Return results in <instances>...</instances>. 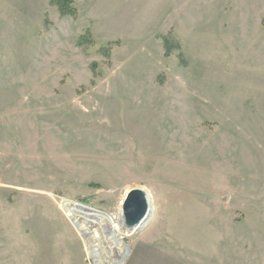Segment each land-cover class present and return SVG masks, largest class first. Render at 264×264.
Returning <instances> with one entry per match:
<instances>
[{
    "label": "rangeland",
    "instance_id": "374dc122",
    "mask_svg": "<svg viewBox=\"0 0 264 264\" xmlns=\"http://www.w3.org/2000/svg\"><path fill=\"white\" fill-rule=\"evenodd\" d=\"M0 264H264V0H0Z\"/></svg>",
    "mask_w": 264,
    "mask_h": 264
},
{
    "label": "water",
    "instance_id": "95a60500",
    "mask_svg": "<svg viewBox=\"0 0 264 264\" xmlns=\"http://www.w3.org/2000/svg\"><path fill=\"white\" fill-rule=\"evenodd\" d=\"M63 203L66 204V207L77 205L79 208L86 209L83 205L69 200L63 199ZM151 204L150 196L142 189H134L128 193L123 203L122 215V224L125 225L126 235L136 233L144 226L151 213Z\"/></svg>",
    "mask_w": 264,
    "mask_h": 264
},
{
    "label": "bare ground",
    "instance_id": "6f19581e",
    "mask_svg": "<svg viewBox=\"0 0 264 264\" xmlns=\"http://www.w3.org/2000/svg\"><path fill=\"white\" fill-rule=\"evenodd\" d=\"M151 199V198H150ZM61 207L62 208H64V211H65V214L68 216V217H71L72 216V214L74 215V221L76 222V218L77 217H75V212H76V210L77 209H79L78 208V206H76V205H71V207L70 206H67V209L65 208L66 207V204H64L63 202H61ZM151 208H152V206H151ZM153 209V208H152ZM85 211V210H84ZM78 212V211H77ZM84 214V213H83ZM108 219H109V222H110V228H109V230H111V234L112 235H114V236H124V235H126V231H125V227H124V225L122 224V222H118V221H115V219L114 218H111V217H108ZM77 223V222H76ZM84 225L80 222L79 223V227L81 228V231L82 232H84V234L85 233H87V231H85L83 228Z\"/></svg>",
    "mask_w": 264,
    "mask_h": 264
}]
</instances>
